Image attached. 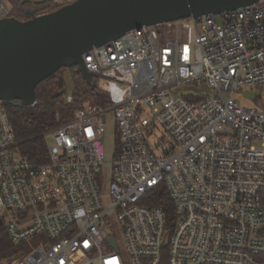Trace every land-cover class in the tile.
<instances>
[{"label": "built area", "instance_id": "built-area-1", "mask_svg": "<svg viewBox=\"0 0 264 264\" xmlns=\"http://www.w3.org/2000/svg\"><path fill=\"white\" fill-rule=\"evenodd\" d=\"M12 1L0 0V23ZM83 63L125 97L75 109L43 164L18 152L0 101L1 229L13 245L47 238L12 264H264V0L132 29Z\"/></svg>", "mask_w": 264, "mask_h": 264}, {"label": "water", "instance_id": "water-1", "mask_svg": "<svg viewBox=\"0 0 264 264\" xmlns=\"http://www.w3.org/2000/svg\"><path fill=\"white\" fill-rule=\"evenodd\" d=\"M260 1L76 0L29 21L5 20L0 23V101L36 105V88L64 68L80 67L94 86L84 68V53L132 29L220 15ZM28 14L34 16L35 12ZM189 89L209 91L206 85L182 90ZM2 226L0 221V229Z\"/></svg>", "mask_w": 264, "mask_h": 264}, {"label": "trees", "instance_id": "trees-1", "mask_svg": "<svg viewBox=\"0 0 264 264\" xmlns=\"http://www.w3.org/2000/svg\"><path fill=\"white\" fill-rule=\"evenodd\" d=\"M10 6V19L25 22L33 17L55 12L65 5L51 1L14 0ZM32 10L35 12L34 16L28 14ZM63 70L75 72L73 76L75 78L73 79L74 100L71 103H65L62 100L67 90L64 78L60 74ZM96 83L95 81L94 86L89 84L80 67L64 68L36 88V105L23 106L17 103H6L9 120L18 142L17 150L21 156L32 164L45 163L49 133L52 130L69 121L73 110L88 109L85 106L87 102L106 104V95L98 89ZM153 204L164 207L169 222L173 221V204L168 196L159 195ZM12 246L14 245L8 239L5 230L0 229V255L11 250Z\"/></svg>", "mask_w": 264, "mask_h": 264}, {"label": "rangeland", "instance_id": "rangeland-1", "mask_svg": "<svg viewBox=\"0 0 264 264\" xmlns=\"http://www.w3.org/2000/svg\"><path fill=\"white\" fill-rule=\"evenodd\" d=\"M60 74L64 78L65 88L67 89L66 92L64 93V97L62 100L65 103H71L74 100L73 96H74L75 87H74L73 79L75 80V78H73V76L75 72L71 70L69 71L63 70L60 72ZM93 80L94 83L95 81L97 82L96 84L98 89L103 94L107 95V97H109L113 103H119L122 99H124L126 92L118 84L98 77L94 78ZM194 95L197 96L200 94H194ZM235 100H237L243 106L251 107L254 105L250 100L244 98L242 94H236ZM92 105H94L92 102L85 103V106L88 108H90ZM72 117H73V112H72ZM72 117L69 120H71ZM105 128H106L105 143H104L105 162L111 163L115 159V154H116V127L114 122V114L112 112L109 113L107 116ZM51 143H52V139L49 138L48 144ZM109 179H110V173L108 170H105L102 175V185L106 190L108 189ZM46 242H47L46 236L39 235L28 241L26 244L14 245L12 246L11 250L6 252L5 254L0 255V264H12L13 261L15 260H19V259L22 260L26 256H28L35 247H37L41 243H46Z\"/></svg>", "mask_w": 264, "mask_h": 264}, {"label": "crops", "instance_id": "crops-1", "mask_svg": "<svg viewBox=\"0 0 264 264\" xmlns=\"http://www.w3.org/2000/svg\"><path fill=\"white\" fill-rule=\"evenodd\" d=\"M32 2H43L42 0H30ZM45 1H51V2H56V4H64V5H68V4H71L73 2H75L76 0H45Z\"/></svg>", "mask_w": 264, "mask_h": 264}]
</instances>
